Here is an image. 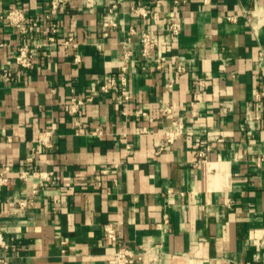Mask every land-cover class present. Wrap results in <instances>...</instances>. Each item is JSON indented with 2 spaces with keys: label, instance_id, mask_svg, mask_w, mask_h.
I'll list each match as a JSON object with an SVG mask.
<instances>
[{
  "label": "crops",
  "instance_id": "1",
  "mask_svg": "<svg viewBox=\"0 0 264 264\" xmlns=\"http://www.w3.org/2000/svg\"><path fill=\"white\" fill-rule=\"evenodd\" d=\"M50 1L0 0V170L9 179L0 233L9 263L107 264L126 245L156 248L144 264H264V0H164L156 19L157 0H114L107 36L99 21L113 0H68L55 14ZM11 7L36 30L20 34L5 22ZM174 11L181 30L172 42ZM143 29L166 56L162 70L139 58ZM69 30L75 46L61 45ZM123 41L130 98L92 95L119 74ZM25 43L39 46L29 67L13 58ZM179 63L186 69L176 74ZM89 96L70 112L71 98ZM175 118L184 132L162 145ZM45 131L47 145L37 142ZM13 200H30L28 212L12 214Z\"/></svg>",
  "mask_w": 264,
  "mask_h": 264
},
{
  "label": "built area",
  "instance_id": "2",
  "mask_svg": "<svg viewBox=\"0 0 264 264\" xmlns=\"http://www.w3.org/2000/svg\"><path fill=\"white\" fill-rule=\"evenodd\" d=\"M164 0H157L155 2V7L157 10L153 14V18H157V11L162 7V2ZM68 0H51L50 1V14H55L57 9L64 6ZM177 5V0L173 1ZM118 3L119 1H110L107 3L106 10L102 15L99 21V29L103 36H107L108 30L115 27L117 25V11H118ZM135 12L143 17L147 14L142 7H137L134 9ZM49 14V15H50ZM4 21L7 22L10 26L16 29L20 34H30L36 30L38 25L37 21L33 18L26 17L21 8L11 7L3 16ZM167 33L172 42H175L177 36L181 30L180 19L174 11L168 18ZM58 28L56 24H52L48 30V42L54 41V35L57 33ZM66 38L61 42L63 46H75L73 30H69L66 34ZM137 43L139 45V58L145 60L152 64V66L156 70H162L163 64L166 61V56L163 53L156 54L158 49V40L154 37L153 32L150 29H143L137 35ZM39 48L38 45L30 47L29 44L20 45L13 58L16 64L21 67H29L31 66L34 57L36 55V50ZM120 56L122 58V66L120 68V72L117 75H111L106 77V79L97 85V88L92 92V95L97 94H108L111 91L117 90L119 91L122 99L124 101L130 98V95L127 90V79L125 72L127 70V66L129 61L132 58V51L128 47V42H121V51ZM78 58H76V61ZM186 66L183 63H179L176 65L175 73L180 74L184 72ZM172 81L168 83V87H171ZM205 81L198 80L196 83V90L201 91L204 88ZM92 96H89L85 99L81 98H71L70 99V112L75 114L79 107L83 105L86 101H90ZM169 108H164L163 113L167 114ZM143 114V113H142ZM184 132L182 119L175 118L171 122V130L165 133L164 142L162 145L171 142L174 138L181 135ZM50 132H43L37 137V142L43 145H47L48 136ZM206 150V147H205ZM205 150H200L198 155L200 157L204 156ZM264 158H258L257 162L262 161ZM7 171V167L3 166V169L0 170V190H2L5 186H7L9 179L5 176V172ZM107 170H101V174H105ZM24 174H22V177ZM38 184H33V192H36ZM11 213L17 215H23L28 212V209L31 205L30 200H13L11 203ZM168 223V217L166 214L163 215L162 222L158 225L160 229L163 231L166 230V226ZM104 237L107 240L115 241V227L112 224H106L104 226ZM260 245L264 247V240L261 241ZM10 245L4 240L3 235L0 233V264H10L9 256L7 253L9 252ZM159 253L156 251V248H148L145 250L137 251L131 247L126 245H117L114 252L109 256L107 260V264H144L146 261L154 263L158 258Z\"/></svg>",
  "mask_w": 264,
  "mask_h": 264
}]
</instances>
